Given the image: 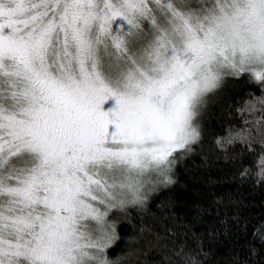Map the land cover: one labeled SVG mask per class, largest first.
<instances>
[{"label": "snow or ice", "instance_id": "snow-or-ice-1", "mask_svg": "<svg viewBox=\"0 0 264 264\" xmlns=\"http://www.w3.org/2000/svg\"><path fill=\"white\" fill-rule=\"evenodd\" d=\"M245 74L237 112L264 113V0H0V264H111L109 214L172 183L204 97Z\"/></svg>", "mask_w": 264, "mask_h": 264}, {"label": "trees", "instance_id": "trees-1", "mask_svg": "<svg viewBox=\"0 0 264 264\" xmlns=\"http://www.w3.org/2000/svg\"><path fill=\"white\" fill-rule=\"evenodd\" d=\"M260 89L249 74L226 76L204 97L195 121L200 138L174 155L172 183L161 181L142 193V204L109 214L117 226L106 250L111 264H185L188 257L196 264H264V180L257 175L264 145L244 123L264 113L237 112ZM243 127L252 130L250 140L236 135Z\"/></svg>", "mask_w": 264, "mask_h": 264}, {"label": "rangeland", "instance_id": "rangeland-1", "mask_svg": "<svg viewBox=\"0 0 264 264\" xmlns=\"http://www.w3.org/2000/svg\"><path fill=\"white\" fill-rule=\"evenodd\" d=\"M143 179L145 181H149L150 180L151 182L145 184V187H144L142 193L144 191H146L148 188H151L153 186H158V183H161V181L163 182V177L157 176L154 172L146 174Z\"/></svg>", "mask_w": 264, "mask_h": 264}]
</instances>
